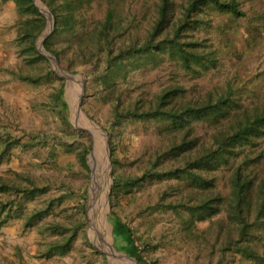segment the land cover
<instances>
[{"label":"rangeland","instance_id":"374dc122","mask_svg":"<svg viewBox=\"0 0 264 264\" xmlns=\"http://www.w3.org/2000/svg\"><path fill=\"white\" fill-rule=\"evenodd\" d=\"M154 1L114 0L109 5L107 0H95L89 15L83 16L86 18L84 23L89 28L92 27L117 2L124 25L128 24L134 33L143 37L152 23ZM175 1L176 14L173 21L178 20L182 8L188 5L189 0ZM13 3L15 4L14 1ZM37 3L47 11L40 0ZM241 6L244 16L235 18L230 14L203 13V23L186 31L191 38L206 40L208 50H216V67L206 73L194 74L185 72L168 58L157 67L151 64L131 67L127 71V77L120 79L118 83L123 106H130L138 98L151 99L169 84L182 85L187 88L189 95H198L216 87H225L228 82L232 84L242 107L251 108L264 104V0H244ZM15 7L16 19L14 20V10L11 9L10 13L7 10L5 37L0 35V39H7L0 41V142L15 141L17 144L11 149L10 157H5L0 164V178L9 181L18 178L27 185L23 182V176H27L46 191L35 198L17 196L15 204L0 218V264H112L109 246L96 239L92 231L93 212L102 200L100 197L103 189L97 191L93 188L91 156L96 142L95 135L89 128L90 123L94 124V133L101 135L106 144V158L102 155L100 169H108L110 178L107 192L104 190L103 193L106 203L104 208L108 210L110 207L108 215L106 214L108 221L112 224L110 218L115 213L130 221L136 234L144 241L158 244L160 248L149 253L154 264H264L245 260L233 252L222 256L220 242L214 234L209 235L206 240L188 238L183 232L184 216L165 210L145 211L150 205L156 207L163 191L170 186L177 187L180 183L178 180L150 179L139 186L125 189L118 197L112 195L115 176H139L150 166V159L164 141V126L155 122L124 120L112 129V104H104L94 97L100 87L93 84L86 92L84 76L67 73L62 74L61 78L50 62L28 63L26 56L20 52L21 47L17 41L25 19L19 15L16 4ZM0 11L3 10L0 8ZM2 13L0 12V16ZM83 30L81 25L77 32ZM67 38L68 35H63L57 41L58 44L64 45ZM75 47L70 51H74ZM19 70L34 75H45L51 70L53 74L40 84H30L14 79L12 72ZM69 76L76 80L80 95L82 83L84 84L82 110L78 103L81 119L74 114L73 103L68 97ZM61 86H64V99L69 110L67 121L63 108L55 98ZM78 99L80 100V96ZM76 125L90 131H85L89 135L87 142L92 145V150L94 145L93 152L91 150L89 153L90 158L89 155L87 157V163L90 161L88 172L78 158L84 144L79 141L81 128ZM197 129L203 139H209L207 124H199ZM114 152L116 163H113ZM247 154L250 157H260V162L254 164V172L261 173L260 170L264 167V135L258 139L257 145L244 146L237 162ZM165 161L169 162L168 159ZM162 163L160 168L167 164ZM230 174L229 167H222L218 171V188L223 193L229 191ZM176 194L174 192L167 198L176 197ZM7 198L8 196L0 193V202ZM49 202L52 203L50 214L30 223L32 212L45 207ZM224 217L225 212L213 220ZM110 224L107 222L108 236L112 248H116L115 239L112 242ZM209 225V221L197 222L193 231L201 233ZM73 232L74 239L64 253L56 251L52 255H45L51 254L49 248L54 242ZM91 239L103 246L109 258L94 246ZM263 242L264 239L262 244ZM117 254L126 262L132 263Z\"/></svg>","mask_w":264,"mask_h":264},{"label":"trees","instance_id":"16d2710c","mask_svg":"<svg viewBox=\"0 0 264 264\" xmlns=\"http://www.w3.org/2000/svg\"><path fill=\"white\" fill-rule=\"evenodd\" d=\"M13 1L19 15L25 19L17 38L20 52L30 64L49 63L36 47L37 39L47 26L46 18L33 0ZM243 1L189 0L178 20L173 21L176 1L155 0L152 23L142 37L128 24L124 25L117 2L115 7L107 9L103 19L95 21L89 28L83 16L89 15L95 0H42L55 19L54 30L44 41V47L57 57L66 71L85 77L86 92L93 84L100 87L94 97L104 104H112V129L124 120L155 122L164 126V141L150 159V166L139 176H115L114 197L146 180H178L181 184L164 190L156 207L150 205L145 211L165 210L184 216L183 232L188 238L206 240L214 234L220 242L222 256L233 252L245 260L264 263V167L261 173L254 172V164L260 162V157H250L249 154L237 162L242 148L257 145L258 139L264 135V104L242 107L228 82L227 87H216L198 95H189L182 85L169 84L151 99L138 98L125 107L118 85L120 79L127 77L131 67L148 64L157 67L166 58L176 62L185 72L194 74L206 73L216 67V50H208L206 40L191 38L186 31L203 23V13L230 14L235 18L244 16ZM107 2L112 5L114 0ZM81 25L84 30L78 33ZM63 35L69 38L64 45H59L57 41ZM74 46L76 49L71 52ZM52 74L51 70L45 75L19 70L14 76L23 82L40 84ZM55 98L67 121L69 110L64 99V86L59 88ZM204 123L210 130L208 140L203 139L197 129ZM79 134V141L84 146L78 158L88 172L87 157L92 145L87 142V132L79 130ZM16 144L15 141L0 142V164L5 157H10V151ZM116 162L114 152L113 163ZM162 162L167 164L160 168ZM222 167L231 169L229 191L226 193L218 188L217 183L218 171ZM23 182L27 185L18 178L10 181L0 178V193L8 196L0 202V218L15 204L17 196L35 198L46 191L27 176H23ZM174 192H177L176 197L168 199ZM51 210L52 203L49 202L45 207L34 210L29 222L43 219ZM223 212L224 218L213 220ZM110 221L119 252L140 264H154L149 253L160 248L158 244L144 241L136 234L130 221L115 213ZM204 221H209L208 229L195 233L196 223ZM73 236L74 232L54 242L49 248L51 254L45 255L56 251L64 253Z\"/></svg>","mask_w":264,"mask_h":264},{"label":"bare ground","instance_id":"6f19581e","mask_svg":"<svg viewBox=\"0 0 264 264\" xmlns=\"http://www.w3.org/2000/svg\"><path fill=\"white\" fill-rule=\"evenodd\" d=\"M69 77H70L69 78L70 81H69V85L67 88L68 97L70 98L69 100H71L73 103L74 114L76 115V117H79V119H81L82 113L78 107V103H79L78 97L80 96V88L77 85L76 80L72 78L71 76ZM89 128L92 130V133L95 135V142H96L95 150L91 156V163H92V168H93V188L96 189L97 191L100 190V188L103 189L102 195L100 197L102 200H100V202L98 203V206L93 212L94 221L92 223V231L96 239H98L99 241L106 242L107 245L109 246L110 261H111L110 263L112 264H132L134 263L133 261L127 258H124L132 263L126 262L125 260L121 258L120 255L115 253L114 247L112 248L111 241L108 236L107 215L109 212V207H108V210L104 208L106 203H104V200H103L105 198V197L103 198V195H104L103 193L105 191L107 192L108 183H109V178H108V173H107L108 169H106L105 171H102V169H100L101 168L100 163L102 160L101 157L102 155L104 156L106 155L105 154L106 144L104 143V140L101 137V135L98 136L97 134L94 133L95 132L94 124L90 123ZM112 242H113V239H112Z\"/></svg>","mask_w":264,"mask_h":264},{"label":"water","instance_id":"95a60500","mask_svg":"<svg viewBox=\"0 0 264 264\" xmlns=\"http://www.w3.org/2000/svg\"><path fill=\"white\" fill-rule=\"evenodd\" d=\"M40 1L42 2V0H40ZM33 2H34V4L36 5L37 9L40 11V13L43 14L44 17H45L46 20H47V26H46L45 30L43 31V33L41 34V36H40V37L37 39V41H36V47H37L38 52H39L42 56H44L47 60H49V62L52 64L54 70H55L56 73L58 74V76H60L61 78H63V77H62V74H67V73H68V74H71V75L74 76V74H72V73L66 71L64 68L61 67L59 60L57 59V57H56L54 54L50 53L48 50L45 49V47H44V41H45V40L50 36V34L53 32L54 27H55V19H54V16L52 15L51 11L49 10V8H48L43 2H42V3L44 4V6H45V8H46L47 11H45L44 9H42V8L38 5L37 0H33ZM64 79H65V78H64ZM83 85H84V84L82 83V93H81V95H80V100H79V107H80L81 110H82V108H81V106H82V97L84 96V92H85V91H84V87H83ZM76 126H77V125H76ZM77 127H80L81 130L83 129V131H87V132L90 133V131H89L88 129H86V128L82 127V126H77ZM105 136H106V135H105ZM106 139H107V138H106ZM107 141H108V139H107ZM93 150H94V145H93ZM93 150H92V152H93ZM92 152H91V153H92ZM90 155H91V154H90ZM90 155H89V158H90ZM109 156H110V153H109V149H108V161H109V165H110L111 162H110V160H109ZM89 163H90V161H88V164H89ZM89 165H90V164H89ZM91 170H92V169H91ZM108 177H109V174H108ZM109 180H110V178H109ZM90 197H91V196H90ZM107 200H108V203H109V190H108V194H107ZM91 206H92V198H91ZM109 208H110V207H109ZM107 222L110 224V222L108 221V217H107ZM89 223H91V222H90V218H89ZM110 225H111V235H112V239H113V241H114V239H115V236H114V227H113L112 224H110ZM90 226H91V225H90ZM91 241H92V243L94 244V246H95L96 248H98L100 251H102L104 254H106L107 257L109 258L108 253L104 250V248H103V246H102L101 244H100V245H97L96 243L93 242L92 239H91ZM114 249H115V251H116L117 253L121 254L123 257H125V258H127V259L133 261V262L136 263V264H140V263H138L136 260H134V259L130 258L129 256H127V255H125V254L119 252L115 247H114Z\"/></svg>","mask_w":264,"mask_h":264},{"label":"crops","instance_id":"0c3cea01","mask_svg":"<svg viewBox=\"0 0 264 264\" xmlns=\"http://www.w3.org/2000/svg\"><path fill=\"white\" fill-rule=\"evenodd\" d=\"M2 0H0V8L3 10V11H0V12H3L2 13V16H0V35H4V30H5V27H4V21H5V13L6 11L8 10V13H10L11 9L14 10L13 12V15H14V20L16 19V11H15V4L13 3V0H8L7 2H1ZM10 17V16H9ZM15 23V22H14ZM14 25V24H13ZM3 28V29H2ZM3 30V31H2ZM15 36V35H14ZM5 37V35H4ZM0 41H7L6 38H3V39H0ZM5 50V49H4ZM16 71H14L15 73ZM14 73L12 72L13 74V77L14 79H16V77L14 76Z\"/></svg>","mask_w":264,"mask_h":264}]
</instances>
